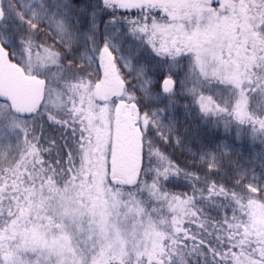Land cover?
Returning <instances> with one entry per match:
<instances>
[{"label":"snow or ice","instance_id":"1","mask_svg":"<svg viewBox=\"0 0 264 264\" xmlns=\"http://www.w3.org/2000/svg\"><path fill=\"white\" fill-rule=\"evenodd\" d=\"M241 133L264 144V0H0V264H264Z\"/></svg>","mask_w":264,"mask_h":264},{"label":"trees","instance_id":"2","mask_svg":"<svg viewBox=\"0 0 264 264\" xmlns=\"http://www.w3.org/2000/svg\"><path fill=\"white\" fill-rule=\"evenodd\" d=\"M142 61L149 66L155 67L156 61L153 58L152 54L147 51L141 52ZM186 103V101L182 102ZM183 116V110L181 109L180 113ZM183 122V120H182ZM184 127L190 128L192 130L199 129L197 135L205 139L209 144L214 145L217 143H233V135L231 131L226 135L224 128H212V127H205L203 124L198 122L193 117L189 116L187 123L184 124ZM188 146L190 149L194 150V145L192 142V137L190 136L187 140ZM234 147L239 149L240 151L233 156V160L238 161L240 164L244 165L245 167L251 164L257 171L260 169V157L264 156V144H262L258 139L251 140L248 135L241 133L239 138L234 144ZM168 154L170 155L171 159L179 166L183 167L185 164L192 162V157L188 151L184 148L179 146L177 147H169L166 149ZM171 190L173 191H186L187 189L183 188L181 185L172 186L169 185Z\"/></svg>","mask_w":264,"mask_h":264}]
</instances>
